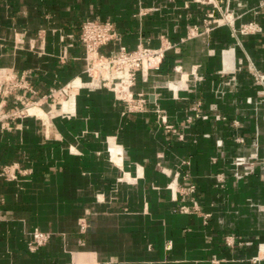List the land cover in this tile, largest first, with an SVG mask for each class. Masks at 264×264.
Instances as JSON below:
<instances>
[{
    "label": "crops",
    "instance_id": "crops-1",
    "mask_svg": "<svg viewBox=\"0 0 264 264\" xmlns=\"http://www.w3.org/2000/svg\"><path fill=\"white\" fill-rule=\"evenodd\" d=\"M215 3L0 0V74L30 75L39 96L80 84L68 116L58 103L31 108L48 122H0V264H264V100L253 75L264 73V10L260 0ZM91 19L115 24L109 54L173 45L164 72L138 78L145 111L83 73L78 39ZM250 23L260 30L242 33ZM238 156L255 162L252 173L236 176ZM35 228L52 237L31 251Z\"/></svg>",
    "mask_w": 264,
    "mask_h": 264
},
{
    "label": "built area",
    "instance_id": "built-area-1",
    "mask_svg": "<svg viewBox=\"0 0 264 264\" xmlns=\"http://www.w3.org/2000/svg\"><path fill=\"white\" fill-rule=\"evenodd\" d=\"M193 1L203 4L211 3L217 6L215 0ZM259 8L264 10V0H260ZM148 10L152 9H141L139 14L143 15ZM223 19L226 23L231 24L232 22L231 12L228 8L223 13ZM258 30H260V27L257 24L250 23L244 25L241 32L251 33ZM119 38V32L111 21L102 22L97 19L83 21L78 39L85 52L83 73L92 81L111 91L118 101L126 104L129 111L143 112L146 110L148 99L143 91L134 90L138 78L141 77L144 81H147L152 72L159 71L166 54L173 48V45L169 41H165L159 47H152L148 43L141 42L132 50L120 46L118 51L110 54L103 51L105 46L115 44ZM253 75L256 82L261 85L262 99L264 100V73L254 70ZM76 88H80V84L74 79L63 86L52 88L48 93L41 95L39 100L51 101L54 106L60 103L59 111L63 116H68L71 112L63 110L64 101H68L72 96H75L74 90ZM27 93L38 94L31 83L30 75L15 72L0 74V97L2 98L0 101V122L36 114L29 112L30 108L33 107L26 109L27 114L24 111H19L18 114L11 113L4 109L3 101L9 97H16L19 104L25 105L28 100ZM249 101L251 100L249 99ZM158 112L162 116V122L165 124L166 129L173 130V126L168 123L163 111L158 110ZM12 116L17 117L12 118ZM236 140L238 142L244 141L241 136H237ZM234 164L237 177L248 175L254 171L255 162L246 156L236 157ZM3 172L9 180L17 178V173L12 167L5 166ZM218 179L220 182L224 181L222 175H218ZM195 190L196 186L192 184L189 187V193H193ZM183 208L187 209L185 206ZM28 235V248L31 251L46 245L52 237L51 232L39 228L33 229ZM228 243L231 242L228 241ZM259 260L257 257L253 259V262L258 263Z\"/></svg>",
    "mask_w": 264,
    "mask_h": 264
},
{
    "label": "rangeland",
    "instance_id": "rangeland-1",
    "mask_svg": "<svg viewBox=\"0 0 264 264\" xmlns=\"http://www.w3.org/2000/svg\"><path fill=\"white\" fill-rule=\"evenodd\" d=\"M222 18H223V16H222ZM33 95V94H32ZM40 95V94H39ZM39 95H37L35 98H32V97H30V96H27L28 97V100L26 101V104L24 105V104H19V102L17 101V99H16V97L14 98V101L12 102V105L9 107V109L8 110H6V111H9V112H11V113H16V114H18V112L20 111H24L26 114L28 113L27 112V108H29V107H40V108H42L45 112H47V111H49V109H53V108H55L54 107V105L52 104V102L51 101H45V100H39ZM52 104V105H51ZM60 108V106L58 105V106H56V110H58V109ZM33 116H39L40 118H42L43 120H44V118H45V120H44V122H48L47 120V116H40V115H38L37 113L36 114H34ZM13 117H17V116H12V118Z\"/></svg>",
    "mask_w": 264,
    "mask_h": 264
},
{
    "label": "trees",
    "instance_id": "trees-1",
    "mask_svg": "<svg viewBox=\"0 0 264 264\" xmlns=\"http://www.w3.org/2000/svg\"><path fill=\"white\" fill-rule=\"evenodd\" d=\"M171 59H173L172 55H170V53L168 52L161 64V68L159 71L164 72L166 70V66L168 63H171L172 61H170Z\"/></svg>",
    "mask_w": 264,
    "mask_h": 264
},
{
    "label": "bare ground",
    "instance_id": "bare-ground-1",
    "mask_svg": "<svg viewBox=\"0 0 264 264\" xmlns=\"http://www.w3.org/2000/svg\"><path fill=\"white\" fill-rule=\"evenodd\" d=\"M176 89V88H175ZM30 110H31V108H30ZM30 110H29V112H30ZM31 113V112H30ZM114 154V153H113ZM118 155V154H117ZM118 157V156H117ZM114 158H115V156H114ZM117 159V158H116ZM118 160V159H117Z\"/></svg>",
    "mask_w": 264,
    "mask_h": 264
}]
</instances>
